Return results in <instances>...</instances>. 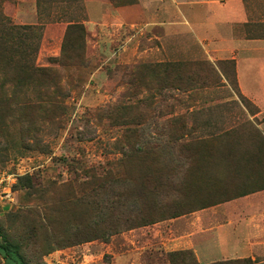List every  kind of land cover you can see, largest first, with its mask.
I'll list each match as a JSON object with an SVG mask.
<instances>
[{"label": "rangeland", "instance_id": "rangeland-1", "mask_svg": "<svg viewBox=\"0 0 264 264\" xmlns=\"http://www.w3.org/2000/svg\"><path fill=\"white\" fill-rule=\"evenodd\" d=\"M55 1L37 0L42 22L59 19ZM244 2L252 20L264 21V0ZM25 6L0 0V223L22 246L27 264H170L169 253L189 250L179 237L199 234L203 208L264 189V107L241 90L235 61L212 60L191 36H176L170 45L164 34L149 40L151 33L135 30H125L105 54L87 45L86 31L83 62L60 66L66 28L20 21L31 13ZM70 11L67 21L81 14ZM29 26L33 30H25ZM233 36L249 39L247 25L235 27ZM128 37L124 52L122 38ZM77 39L74 34L71 42ZM31 42L39 49L26 56L24 45ZM241 49L253 57L251 47L241 43ZM32 57L38 68L52 71L49 79L23 71ZM174 121L201 140L183 163L167 156ZM143 141L166 147L167 160L141 162L135 151ZM124 159L118 165L132 178L164 176L161 184L154 180L158 195L147 200L171 202L174 211L187 213L92 239L107 232V216L93 199L79 200L93 183L82 170ZM220 261L264 264V251L208 264Z\"/></svg>", "mask_w": 264, "mask_h": 264}, {"label": "crops", "instance_id": "crops-1", "mask_svg": "<svg viewBox=\"0 0 264 264\" xmlns=\"http://www.w3.org/2000/svg\"><path fill=\"white\" fill-rule=\"evenodd\" d=\"M22 1L31 6V13L19 15L20 21L63 28L80 23L88 33L87 45L94 44L105 54L112 52L115 38L125 30L141 35L148 31L152 34L149 40H160L164 34L170 45L176 36H191L212 60L235 61L241 90L264 107V96L258 93L264 92V60L255 62L257 54L264 55V39L248 37L241 41L233 36L235 27L256 22L248 16L244 0H58L53 2L59 5V19L51 21L54 23L42 22L37 0ZM75 9L81 14L67 21L68 11ZM130 41L131 37L122 38L124 52ZM241 43L251 47L248 52L252 58L242 53ZM199 215V234L179 237L183 249L192 250L199 264L241 259L264 251V189L203 209Z\"/></svg>", "mask_w": 264, "mask_h": 264}, {"label": "trees", "instance_id": "trees-1", "mask_svg": "<svg viewBox=\"0 0 264 264\" xmlns=\"http://www.w3.org/2000/svg\"><path fill=\"white\" fill-rule=\"evenodd\" d=\"M25 30H33L32 26L24 27ZM23 29V28H22ZM264 31V21L254 22L247 24V36L250 39H264V32L259 35H252L256 31ZM74 34L77 35V42L72 41ZM31 37L33 35H25ZM25 37V38H26ZM80 38L83 39L82 44L79 42ZM31 39V38H30ZM86 30L84 25L80 23L69 24L65 31L64 40L61 48V60H57L60 66H65L66 63L83 62V55L86 51ZM70 50V53L66 49ZM39 49V44L24 45L23 52L26 56L35 54ZM24 59V56H23ZM27 74L45 75L48 79L52 76L51 70L38 68L36 66V57H32L27 65L22 67ZM56 87L54 88V90ZM56 91V90H55ZM48 101L51 100L50 92L46 94ZM50 103V102H49ZM172 122L169 124L171 125ZM167 123H165L166 126ZM173 125L177 130L175 136L171 137L167 145L170 149V159L175 163H183L188 160L190 155L194 152L195 145L201 140H193L190 135V130L187 125L181 121H174ZM233 130V129H232ZM228 132V131H227ZM231 130H229V133ZM161 144V143H160ZM142 147L135 151L138 159L141 162L146 161H165L167 160L166 147L162 145L159 148H152L149 142L143 141ZM132 156H126V159ZM120 160L118 163L108 162L106 167H90L84 168L81 174H87L92 183V189L87 194L82 195L79 200L85 202L87 198L94 200V205L98 208L99 212H105L107 218V232L103 235L95 234L92 239H107L121 232L132 230L139 227H146L156 224L158 222L177 218L187 213V210H173V203L164 201L147 200L146 197L151 194L158 195V187H155V181L161 184L163 175L159 179H154L151 174L145 177L132 178L127 170H121L124 167L118 164L125 163L126 160ZM170 161V160H169ZM150 173V172H148ZM131 175V176H129ZM31 180L29 187L31 188ZM167 188V186H162ZM253 193V192H252ZM247 194H243L244 196ZM240 196V197H241ZM91 201V203L93 202ZM131 203V204H130ZM217 205V204H216ZM127 211H123V208ZM206 208V207H205ZM172 209V210H171ZM204 209V208H203ZM97 224V223H96ZM88 239V238H86ZM85 240H77L72 244H80ZM89 241V240H86ZM0 257L4 260L5 264H27L26 257L22 252V246L18 243L12 242L5 234L0 223ZM170 264H199L195 253L192 250H185L180 252H171L168 254ZM180 259L177 261L176 259ZM213 264H240V261H220Z\"/></svg>", "mask_w": 264, "mask_h": 264}, {"label": "built area", "instance_id": "built-area-1", "mask_svg": "<svg viewBox=\"0 0 264 264\" xmlns=\"http://www.w3.org/2000/svg\"><path fill=\"white\" fill-rule=\"evenodd\" d=\"M0 192H1V190H0ZM4 192V191H3ZM1 196H2V194H1ZM1 196H0V198H1Z\"/></svg>", "mask_w": 264, "mask_h": 264}]
</instances>
